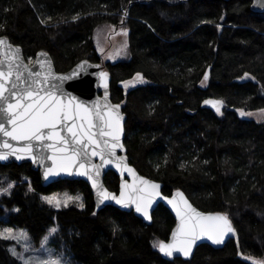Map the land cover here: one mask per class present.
I'll list each match as a JSON object with an SVG mask.
<instances>
[{"label": "trees", "instance_id": "obj_1", "mask_svg": "<svg viewBox=\"0 0 264 264\" xmlns=\"http://www.w3.org/2000/svg\"><path fill=\"white\" fill-rule=\"evenodd\" d=\"M250 5V0H0V35L20 45L27 60L44 50L57 71L81 59L102 63L111 75V100L126 115L129 162L160 181L164 194L181 189L199 209L226 213L235 233L220 248L200 244L190 258L165 259L153 247L168 238L175 223L164 205L154 209L150 224L112 205L96 210L86 182L42 185L27 162L0 163V188L14 185L0 194V230L24 227L39 242L55 227L50 242L73 264L264 259V116L256 121L237 114L264 109V11ZM104 24L128 29L124 59L103 62L94 32ZM138 72L148 82L124 91L119 82ZM208 97L223 101L219 113L201 106ZM104 182L118 190L114 172ZM62 192L80 199L56 208L42 198ZM9 247L0 238V264H22Z\"/></svg>", "mask_w": 264, "mask_h": 264}, {"label": "snow or ice", "instance_id": "obj_2", "mask_svg": "<svg viewBox=\"0 0 264 264\" xmlns=\"http://www.w3.org/2000/svg\"><path fill=\"white\" fill-rule=\"evenodd\" d=\"M258 6L264 9V0H258ZM122 31L127 35L126 30ZM5 44L6 38H0V48ZM7 47L10 55L0 59V134L12 141L24 143L22 147H18L9 143V139L0 141V160H7L9 156H15L18 160L30 157L33 163L51 160V166H46L43 173L45 179L61 173L84 176L97 190L100 203L114 200L116 204L125 208L135 206L136 212L149 220L151 219L149 210L157 198L167 200L175 210L179 223L172 232L170 242L158 241L153 244V247L158 248L167 257H172L175 253L188 257L192 254L197 241L207 238L213 244L219 245L224 243L225 237L235 233L232 221L226 213L200 212L179 190L171 198L162 197L160 184L138 176L135 169L127 165L125 157L116 155V150L123 148L120 142L123 132L122 117L118 112L119 104L107 103V91H105L106 103L103 107L98 105L89 107L84 101L71 96L64 89V82L79 76L78 71L73 70L71 74L56 76L51 71L49 61L47 72L41 79L40 72L33 73L28 65L23 63L19 48L12 50L10 44ZM124 47L126 48V45ZM38 56L47 57V53ZM37 63L43 68L45 61L38 59ZM86 64L87 61H83L77 69ZM21 68L34 77L31 82L24 78ZM108 75L103 71L99 73L106 90ZM22 80L23 87L19 83ZM142 82L143 76L137 73L133 80L125 81L124 85L129 87ZM204 103H211L219 113L223 101L206 100ZM239 112L241 116L250 115L243 109ZM8 125L11 127L9 128ZM65 132L67 135L64 134ZM48 141L51 143H47ZM37 147L40 149L39 152L36 151ZM46 149L50 151V155H45ZM94 157H99L101 163H94ZM108 165H115L122 173L127 171L133 176V183H122L118 197L104 188L100 179L102 169ZM13 186L10 183L8 187L0 188V194L9 193ZM43 199L59 208L62 204L67 206L69 200H79L80 197H67L61 200L58 195H53ZM78 206L84 207L82 202ZM56 232L55 227L49 230V235L42 240V247H46ZM0 238L16 240L17 243L21 240L25 241V251L31 247L28 243L31 238L24 230L16 232L12 228H6L0 230ZM9 251L22 261V264H67L61 259L34 260L26 257L24 253L17 252L14 247ZM254 264H264V261H255Z\"/></svg>", "mask_w": 264, "mask_h": 264}, {"label": "water", "instance_id": "obj_3", "mask_svg": "<svg viewBox=\"0 0 264 264\" xmlns=\"http://www.w3.org/2000/svg\"><path fill=\"white\" fill-rule=\"evenodd\" d=\"M250 1H251L250 7H251V9L253 11H255V12H262V11H264V9H262V8H260L258 6V0H250ZM0 38H6V44H5V46H3L2 48H0V59H4L6 55H10V51H9V49L7 47V45L10 44L12 46V50H14L16 48H19L20 49V56L22 58L23 63L26 64V65H28V67L32 70L33 73L40 72L41 73V79H43V75L47 72L48 62L49 61L51 62V71L56 76L71 74L73 72V70L78 71L80 73L79 76L74 77L73 79L67 80V81L64 82V89H65V91L67 93H70L71 96H75V97L78 98V100L84 101L89 107H92L93 105H98L100 107H103L105 105V103H106V101H105V91H107V93H108L107 103H110L111 105H117L118 104V103L113 102L111 100V95H110V90H109L110 82H111V75H110L109 71L106 70L103 67V64L102 63H100V62H91V61H89L87 59H81L78 62H76L73 66H71L68 70H66V71H57L55 69L53 60H52V58H51V56L49 55L48 52H46L44 50H38L35 53L33 59L30 62L29 60H27L24 57V54H23V51H22V48H21L20 45H17V44L12 43L7 37H5L3 35H0ZM41 53H47V57L38 56V54H41ZM38 59H41V60H44L45 61L43 68L37 63V60ZM83 61H87V64L84 65V67H82L80 69H77V66L80 65ZM97 65L99 67H96ZM20 71L24 73V78L27 79L29 82H31L32 79H34V77L29 72L24 71L23 68H21ZM102 71L103 72H107L109 74L108 75V88H107V90L104 88L103 81H102V79L99 76V73L102 72ZM13 79H15V77H13ZM19 83H20V86L21 87L24 86L23 80L20 81ZM206 100L207 101H220V100L219 99H216V98H210V97H208V98H205L202 101V103H201V106L202 107L208 108V109H210L212 111H216V108L213 107V105L211 103H209V104H205L204 103ZM220 108L222 110V105L220 106ZM97 110H99V109H97ZM118 112H119V115L122 117V119H121V125H122V128H123V132L121 134L120 142L123 144V148H118L116 150V155L118 157H125L126 158L127 165L129 167L135 169V172H136V174L138 176H142V177H144L147 180H151V181H153L155 183L160 184L161 185L160 191H161L162 197L171 198L177 192V190H179L180 192H183L181 189H175L169 195L164 194L162 192V183L160 181H156V180H153V179H151L149 177H146V176L142 175L129 162L128 155H127V149H126V146L124 144V132H125V130H124V123H125V120H126V115L122 111L121 106H120ZM8 127L10 128L11 126L8 125ZM64 134L67 135L66 132ZM3 139H9V143H12L14 145H17L18 147H22L23 146V143H24V142L12 141L10 138L3 137V135L0 134V141H2ZM105 139H110V138L105 137ZM47 143H51V141H48ZM36 151L37 152L40 151L39 147L36 148ZM50 154H51L50 151L46 149L45 150V155L47 156V155H50ZM10 162H16V163L27 162V163H30L31 168L33 170H36V171L39 172L42 185H48L49 183H52V182H55V181L61 180V179L82 180V181H84V182H86L88 184V186H89V188L91 190V193L93 195V201H94V205H95V209L96 210H99V209H101L102 207H104L106 205H112V206H114V207H116V208H118L120 210H123V211H132L134 213V215H136L137 217H139L146 224H150L152 222V213H153L154 209L159 204L164 205L170 211V213L172 214V216L174 217V220H175L174 226L172 227L171 232H170L168 238L166 240H164L165 243H168V242L171 241V239H172V232L176 229V227H177V225L179 223V221H178V219L176 217L175 210L172 208V206L170 204H168L167 200H164L162 198H159L158 197L157 200H156V202L152 205V208L149 210V214L151 216V219L149 220V219H146L141 213L136 212L135 206H131V207L125 208V207H122L121 205L116 204L114 200L104 201L103 203H100L99 198L97 196V190L92 187L91 181H89L84 176H79V175H76L75 173H73V174L61 173L58 176H53V177H50L48 179H45L43 173H44V170H45V167L46 166H51V164H52V161L51 160H45L42 163H33L32 159L30 157H25L24 159L18 160V159H16L15 156H9V158L7 160H0V163H2V164H7V163H10ZM93 162L96 163V164H100L101 163L99 157H94L93 158ZM108 171L114 172L116 174V176L118 177V179H119L118 190L117 191H112V190L108 189L107 186L105 185L104 178H105V175H106V173ZM100 179H101V182H102L103 187L106 188L109 192L115 194L117 197L120 195L122 183H125V182H127L129 184L133 183V176L131 174H129L127 171H124L122 173L120 169H118V168L115 167V165L105 166L102 169V173H101V178ZM184 196L187 198V200L189 201V203L194 208H196L198 211H200V212H204V213H221V212H216V211H204V210H201L198 207H196L190 201V199L186 196L185 193H184ZM231 236H232V234H229L227 237H225L224 243ZM224 243L217 245V244H213L212 241L208 240L207 238H204V239H202L200 241H197V244L193 247L192 254H193L195 248L198 245H200V244H208V245H210V246H212L214 248H220V247H222L224 245ZM192 254L190 256H188V257H185V256H183L180 253H175L172 257H167V256H165L162 253V255H163V257L165 259H173V258H177V257L187 259V258H190L192 256Z\"/></svg>", "mask_w": 264, "mask_h": 264}, {"label": "rangeland", "instance_id": "obj_4", "mask_svg": "<svg viewBox=\"0 0 264 264\" xmlns=\"http://www.w3.org/2000/svg\"><path fill=\"white\" fill-rule=\"evenodd\" d=\"M122 30H126L127 35H125ZM94 41H95L98 53L101 54L102 56L103 62H106V61L113 62V61L124 59L127 55L128 29L123 26H116L113 24H104L103 26L95 30ZM124 45H126V48L124 47ZM31 60L32 59H29L30 62ZM136 74L137 73H135L132 77L124 79L119 82L124 91H128L130 88L134 86L145 84L148 82V80L140 73L143 76L142 83H137L134 86L125 87L124 82L133 80L136 77ZM200 84L202 86H205L206 81L203 79L200 82ZM239 110L240 109L237 110V114L240 117L245 118V119H253V120L259 121V120H262L264 116V111H262L264 109H254V110H244L243 109L245 113H250V115H244V116L240 115ZM53 195H58V197L61 200H64L67 197H70L67 193L62 192V193H56V194H50V195H42V198L51 197ZM6 228H12L16 232H18L19 230H24L25 232L28 233V231L24 227L3 226L1 230L6 229ZM48 235L49 234H47L46 236ZM7 240L10 241V247H9L10 249L14 247L17 252L24 253L26 257H31L34 260L36 259H61L62 261H66L67 264H73L70 260V257L65 254L64 250L62 248H59L55 244L51 243L50 240L47 243L46 247H42V240L39 242H35L33 241V239H30L28 243L30 244L31 247L28 251H25V247H24L25 241L21 240L19 243H17L16 240H12V239H7ZM48 250H51V252H49ZM249 259L250 260L254 259L253 262L264 261V259H260V258H256V259L249 258Z\"/></svg>", "mask_w": 264, "mask_h": 264}]
</instances>
